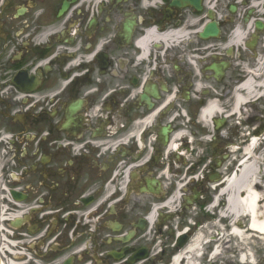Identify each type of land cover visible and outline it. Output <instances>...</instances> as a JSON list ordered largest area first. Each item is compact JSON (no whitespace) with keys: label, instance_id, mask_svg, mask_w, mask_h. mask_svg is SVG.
I'll use <instances>...</instances> for the list:
<instances>
[{"label":"flooded vegetation","instance_id":"obj_1","mask_svg":"<svg viewBox=\"0 0 264 264\" xmlns=\"http://www.w3.org/2000/svg\"><path fill=\"white\" fill-rule=\"evenodd\" d=\"M262 61L264 0H0V264H240Z\"/></svg>","mask_w":264,"mask_h":264},{"label":"bare ground","instance_id":"obj_2","mask_svg":"<svg viewBox=\"0 0 264 264\" xmlns=\"http://www.w3.org/2000/svg\"><path fill=\"white\" fill-rule=\"evenodd\" d=\"M242 33L238 32V38ZM263 57L260 58L262 60ZM260 68L264 69V61L258 63ZM259 78V85L255 84L252 76L243 83L247 92L242 95L236 92L234 110L244 105L249 99L261 95L264 98V73ZM220 109L216 104H210L204 111L205 118L210 121V117L218 113ZM262 137L254 136L244 147V156L238 160L237 172L231 175L224 184L222 194L227 196V216L235 221L236 218H246L248 220L247 227L237 226L233 223L232 234L236 238L242 239V249L240 251V261L243 263L255 264V256L249 248V241L253 235L264 238V184L261 177H264V147L260 155L256 153L259 140ZM264 139V137H263ZM263 162H262V161ZM242 193V194H241ZM244 193V194H243ZM243 195V196H242ZM252 231V232H251Z\"/></svg>","mask_w":264,"mask_h":264},{"label":"rangeland","instance_id":"obj_3","mask_svg":"<svg viewBox=\"0 0 264 264\" xmlns=\"http://www.w3.org/2000/svg\"><path fill=\"white\" fill-rule=\"evenodd\" d=\"M263 99L258 100V102H257L258 104H255L256 109H259V110L261 108L264 109V103H262V102H264ZM260 106H261V108H260ZM263 134H264V132L262 133V135ZM263 147H264V139L262 138V140H260V148L256 149V153L258 155H260L261 151L263 150L262 149ZM240 151H243V150H240ZM261 181H263V184H264V177H261ZM236 241H237L236 243L234 241H233V243L231 242L232 243L231 245L240 249L244 245L242 243L243 241H241L240 239H237V238H236ZM248 245H249V248L251 249V251H253V253H254L256 264H264V238L261 239L258 236L253 235V238L249 241Z\"/></svg>","mask_w":264,"mask_h":264},{"label":"water","instance_id":"obj_4","mask_svg":"<svg viewBox=\"0 0 264 264\" xmlns=\"http://www.w3.org/2000/svg\"><path fill=\"white\" fill-rule=\"evenodd\" d=\"M260 26H262V25H260ZM211 30H213L214 31V33L216 32V26L215 25H212L211 26ZM204 36V35H203ZM206 36V35H205Z\"/></svg>","mask_w":264,"mask_h":264}]
</instances>
